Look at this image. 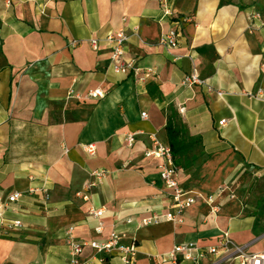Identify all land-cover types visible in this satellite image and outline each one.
<instances>
[{
	"label": "crops",
	"instance_id": "obj_1",
	"mask_svg": "<svg viewBox=\"0 0 264 264\" xmlns=\"http://www.w3.org/2000/svg\"><path fill=\"white\" fill-rule=\"evenodd\" d=\"M170 29L179 33L177 49L159 43ZM120 30L129 37L125 59L159 77L116 74L109 48L90 47ZM194 70L205 85L183 86ZM95 90L103 97L89 98ZM172 110L190 161L178 180L199 196L183 223L141 228L143 219L174 212L161 161L145 156L152 137L169 145ZM100 170L106 178L90 187ZM250 174L264 181V0H0V206H8L0 210V264H70L71 227L80 241L116 231L122 244L137 246L135 264H174L175 246L208 250L224 234L263 254L264 213L249 214L235 193L252 183ZM221 187L214 213L206 199ZM15 192L22 198L9 205ZM3 220L23 227L9 230ZM99 258L91 248L82 255L88 264ZM179 260L240 264L224 253ZM104 264L122 262L114 255Z\"/></svg>",
	"mask_w": 264,
	"mask_h": 264
},
{
	"label": "built area",
	"instance_id": "obj_2",
	"mask_svg": "<svg viewBox=\"0 0 264 264\" xmlns=\"http://www.w3.org/2000/svg\"><path fill=\"white\" fill-rule=\"evenodd\" d=\"M165 7V14L167 16L171 15V11ZM129 41V37L124 32L120 30L118 32L112 33L104 39H90V47L97 51L102 45H106L110 50V61L112 64V70L116 74L120 75H130L136 81L142 82L150 80L153 78L159 77V72L156 68L147 67L143 68L137 65L134 60L125 59V46ZM162 46L169 49H177L179 46V33L175 29H170L165 33L159 42ZM205 81L200 78V75L194 70L190 75H187L182 80V85L185 87H193L197 85H205ZM209 92H214L219 98H224L226 95L224 92L216 91L212 87H208ZM73 93V92H72ZM249 97H254L253 94L247 93ZM89 98H101L103 97V92L101 90L90 91L88 93ZM142 118L146 119L147 114L142 113ZM226 123V120H222L219 125L223 126ZM126 144L128 147H133L136 142V134L129 133L125 135ZM151 146L146 150V158H153L161 161L159 166L160 178L167 187L171 190V202L174 209L173 213L168 214L161 218L158 215H155L150 218H146L138 222V226L141 228H146L149 226L159 224L163 219L169 222H178L183 223V214L184 212L192 207L197 202L199 194L192 191H187L182 188L178 180V169L174 164V157L172 149L169 145H166L155 137H152ZM83 150L89 156L96 155V146L87 145L82 146ZM106 171L100 170L92 173V178L94 182L90 184V187H95L96 184L101 183L106 178ZM38 191V190H33ZM46 193V191L42 190ZM225 188H219L218 192L215 195H210L207 197L206 202L212 207L214 213L217 212L218 207L215 206L217 200L223 197L225 193ZM22 198V194L19 192L13 193L8 198V204H14ZM47 198L49 196L47 195ZM8 206L1 205L0 210H5ZM91 213L97 217L101 218L104 214L103 210H91ZM3 217V211L0 212V218ZM4 221V220H3ZM5 223L7 229H20L23 227L21 221L14 222H3ZM128 225L134 223L133 219H128L126 222ZM103 230V224H100L98 231ZM67 244L70 247V264H88L82 259L85 248H91L100 256L98 262L104 264L107 262V259L116 255L120 258L122 264H135L138 256L137 246L133 243L131 245L122 244L121 241L123 236L113 231L109 238L103 241H80L74 236V228H69L67 232ZM219 253H224L229 256L235 257L240 260V264H264V253L263 254H250L247 250V246L236 245L233 241L230 240L228 234H224L223 238L220 240L217 247L209 248L204 250L199 248L194 244H184L175 246L172 252L169 255L170 260L174 264H177L182 258V261H190L194 263H199L206 254L218 255ZM98 262H90L89 264H97Z\"/></svg>",
	"mask_w": 264,
	"mask_h": 264
},
{
	"label": "trees",
	"instance_id": "obj_3",
	"mask_svg": "<svg viewBox=\"0 0 264 264\" xmlns=\"http://www.w3.org/2000/svg\"><path fill=\"white\" fill-rule=\"evenodd\" d=\"M167 137L169 145L172 149L174 164L177 169H187L190 161L187 157V144L185 140V127L181 122L177 121L176 113L172 110V114L168 117Z\"/></svg>",
	"mask_w": 264,
	"mask_h": 264
},
{
	"label": "rangeland",
	"instance_id": "obj_4",
	"mask_svg": "<svg viewBox=\"0 0 264 264\" xmlns=\"http://www.w3.org/2000/svg\"><path fill=\"white\" fill-rule=\"evenodd\" d=\"M249 177L252 183L236 187L235 193L249 214L255 216L257 211L264 213V181L251 174Z\"/></svg>",
	"mask_w": 264,
	"mask_h": 264
}]
</instances>
